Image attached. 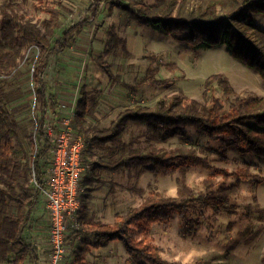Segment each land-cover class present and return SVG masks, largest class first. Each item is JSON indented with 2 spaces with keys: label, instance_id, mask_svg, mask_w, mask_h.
<instances>
[{
  "label": "rangeland",
  "instance_id": "rangeland-1",
  "mask_svg": "<svg viewBox=\"0 0 264 264\" xmlns=\"http://www.w3.org/2000/svg\"><path fill=\"white\" fill-rule=\"evenodd\" d=\"M96 1L0 0V24L2 8L5 4H13L24 20L36 24L45 35V21L51 16L47 9L59 10L60 26L56 30L59 37L66 27L89 14L90 6ZM154 1L103 0L97 18L83 29L72 46L51 55L45 80L58 94L60 108L57 117L51 111L48 113L47 129L51 127L55 134L60 133L63 119L72 115L74 131L90 139L94 134L107 133L126 109L137 105L154 107L159 99L179 94L202 102L215 94L228 108L231 99L217 85L206 91V81L215 73H223L230 80L234 89L232 99L235 95L264 96V79L259 72L234 58L226 45L207 49L191 46L152 26L140 25L131 18L129 9L120 6L133 8L136 3L152 4ZM225 1L229 7V0ZM254 20L264 31V15L255 14ZM38 53L36 47H29L24 50L23 58H19L17 71L5 74L6 78L0 75L5 95L0 102L17 121L23 145L15 141L14 151L30 166L28 182L31 186L34 169L30 158L34 145L30 135L37 127L32 72L33 59ZM79 109L84 110V118L77 121L75 116ZM159 150H182L204 158L211 167L184 165L179 160H174L171 167L137 159L127 165L121 164L125 154L137 157ZM83 160L88 167L80 183L81 205L93 221L102 224H115L120 216L149 199L180 196L183 187L200 196L211 187L217 191L224 183L235 214L216 213L205 208L192 210L189 217L202 221V226L195 229L188 228L177 213H172L169 220L152 223L148 231L150 242L164 260L175 263L264 264L263 158L251 152H240L228 139L210 140L199 136L192 128L187 129L185 136L175 135L166 142H158L147 125L128 122L124 132L113 142L87 143ZM102 163L117 168L104 169ZM42 167L48 174L49 156L42 159ZM237 168L257 176L239 179L217 171L233 172ZM247 204L254 210L250 217L244 214ZM50 228L48 207L41 196L24 237L37 243L32 246L38 250V259H44L46 264L49 263ZM71 235L63 264H74V250L79 245L88 248L85 264H148L130 255L122 240L96 247L91 237L86 239L82 233ZM133 235L142 239L143 233L134 229ZM17 263L15 254L0 261V264ZM23 264H37V261L28 256Z\"/></svg>",
  "mask_w": 264,
  "mask_h": 264
},
{
  "label": "trees",
  "instance_id": "trees-1",
  "mask_svg": "<svg viewBox=\"0 0 264 264\" xmlns=\"http://www.w3.org/2000/svg\"><path fill=\"white\" fill-rule=\"evenodd\" d=\"M102 2L103 0H97L93 3L89 14L66 27L59 37L56 36V30L60 26L59 10L47 9L51 16L45 21L47 31L43 35L36 24L24 20L13 4H5L2 8L1 77L6 78L5 74L17 71L19 58H23L24 50L34 46L39 52L33 59L37 127L30 135L34 146L31 158L29 157L39 183L46 175L42 159L48 156L51 149V138L45 128L48 113L51 111L57 117L60 108L58 94L45 80L50 57L72 46L83 29L97 18ZM120 6L129 9L131 18L140 25L152 26L191 46L207 49L226 45L234 58L258 71L264 79V31L254 20L255 14L264 15V0H229V7H226L225 0H155L152 4L136 3L133 8L123 4ZM215 85L231 99L228 108L215 94L210 95L207 102L183 94L172 95L159 99L154 107L137 105L126 109L107 133L94 134L89 142L92 145L113 142L124 132L128 122H134L147 125L158 142H166L175 135L185 136L187 129L192 128L199 136H206L210 140L228 139L240 152H251L264 159V96L235 95L233 99L230 98L234 89L223 73H215L209 77L205 84L206 91ZM4 97L3 84H0V100ZM83 118L84 110L79 109L75 119L80 121ZM17 125V121L10 117L9 111L0 102V261H6L15 254L17 264H23L28 256L38 260L37 248L25 239L24 233L33 209L40 201L41 190L35 185H29L30 166L23 163L14 151L15 141L19 146L23 145ZM134 159L145 163H163L168 167L172 166L174 160H179L184 165L193 163L211 167L204 158L182 150L151 151L137 157L125 154L121 158V164L127 165ZM101 166L110 170L117 168L108 163H102ZM217 171L223 172L227 177L239 179L257 176L244 168H237L233 172L225 169ZM224 187L225 184L221 183L217 191L211 187L200 196H195L193 191L183 187L180 196L149 199L120 216L115 224L93 221L82 204L79 217L83 229L72 234L77 236L82 233L86 239L91 237L96 247L106 246L113 240H122L130 255L148 264H182L164 260L155 249L148 236L152 223L169 220L172 213H177L188 228L198 229L202 226V221L189 217L192 210L205 208L216 213L235 214V206ZM254 199L259 205L257 197ZM245 209V216L250 217L254 211L252 205H245ZM134 229L143 233L142 239L133 235ZM87 250L84 245H79L74 250V264H85Z\"/></svg>",
  "mask_w": 264,
  "mask_h": 264
},
{
  "label": "built area",
  "instance_id": "built-area-1",
  "mask_svg": "<svg viewBox=\"0 0 264 264\" xmlns=\"http://www.w3.org/2000/svg\"><path fill=\"white\" fill-rule=\"evenodd\" d=\"M60 133L55 134L52 128H46L51 138V167L39 183L35 171H32L31 182L41 190L51 222L49 232V263L63 264L68 254V239L73 232L79 231L81 221L80 183L88 167L84 163V150L89 142L84 135L73 129V116L65 117L61 123ZM56 130V129H54ZM35 246L37 243H33ZM37 264H46L38 259Z\"/></svg>",
  "mask_w": 264,
  "mask_h": 264
}]
</instances>
